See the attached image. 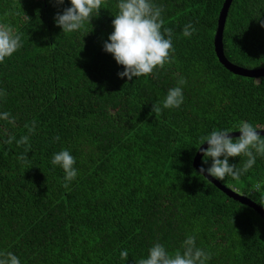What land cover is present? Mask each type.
<instances>
[{"label":"trees","instance_id":"16d2710c","mask_svg":"<svg viewBox=\"0 0 264 264\" xmlns=\"http://www.w3.org/2000/svg\"><path fill=\"white\" fill-rule=\"evenodd\" d=\"M152 2L172 29L173 62L129 80L103 47L119 0H102L99 15L71 33L55 23L70 0H0V24L22 41L0 62L7 93L0 113L15 117L14 125L0 119V253L12 252L20 264H136L154 243L171 254L195 236L211 253L206 264H264V218L191 164L200 137L213 130L242 121L264 128V76L235 73L218 60L213 36L223 0ZM258 16L264 20V0L231 1L222 33L229 61L264 65ZM188 23L196 31L184 37ZM180 78L183 103L152 112ZM33 121L30 134L25 124ZM8 136L12 143H2ZM22 136L31 145L24 161ZM65 149L77 170L68 187L51 163ZM228 159L241 167L246 157ZM211 162L201 154V167ZM218 181L264 208V156L239 179Z\"/></svg>","mask_w":264,"mask_h":264},{"label":"clouds","instance_id":"9594fccd","mask_svg":"<svg viewBox=\"0 0 264 264\" xmlns=\"http://www.w3.org/2000/svg\"><path fill=\"white\" fill-rule=\"evenodd\" d=\"M56 2L62 4L63 0ZM70 4L62 14L57 13L55 17V23L66 33L81 29L85 21L90 22L93 16H98L102 0H70ZM117 8L118 12L112 20L114 30L103 47L113 55L117 64L124 66V70L117 73L119 77L131 80L133 77L147 76L153 74L154 69H162L166 63L173 62L170 57V53L174 51L173 32L172 29L164 27L162 6H157L152 0H119ZM256 18L261 27H264V20H260L259 16ZM195 31L193 25L188 23L184 26L182 35L191 37ZM21 46L20 34L15 33L11 26L0 24V62L12 56ZM185 83L186 80L180 78L177 86L168 90L162 105L153 104L152 112L160 114L163 109L178 108L184 100L182 86ZM6 95V92L0 91V96ZM0 119L15 124V117L7 111L0 113ZM25 127L30 134L34 133L35 121L31 126L25 124ZM234 130L239 131L238 137L229 135ZM257 130L252 124L242 121L234 129H216L201 136L199 146L206 141L207 147L199 150L203 153L205 163L208 157L212 162L207 169L201 167L200 173L206 171L218 180H223L226 176L239 179L255 164L257 156H264V135ZM13 139L14 137L8 136L2 143L11 144ZM28 141L29 136H22L16 141L17 145H26L25 152L18 157L21 161L26 159V153L30 151L31 145ZM242 156L246 157V160L241 167L229 163V157ZM51 163L63 169L64 187H68V182L77 176V170L74 168L75 158L65 149L54 153ZM181 249L182 251L176 250L170 254L163 244L157 242L148 249L147 258L139 259L136 264H206V261L211 259V253L196 246L195 236H188L182 242ZM120 257L127 260V250H122ZM0 264H20V260L12 252H2Z\"/></svg>","mask_w":264,"mask_h":264},{"label":"water","instance_id":"95a60500","mask_svg":"<svg viewBox=\"0 0 264 264\" xmlns=\"http://www.w3.org/2000/svg\"><path fill=\"white\" fill-rule=\"evenodd\" d=\"M232 0H223L222 5L220 7L218 17H217V25L213 36V47L214 51L216 53V56L218 60L228 69L231 71L246 75V76H253V77H259L264 76V65L258 66V67H252L247 68L240 65H237L231 61H229L224 54L223 50V43H222V33L223 28L226 20L227 11L229 8V5ZM264 128H259L257 131H259L261 134L264 135V130H261ZM230 136H238L240 135L238 130H234L233 132L229 133ZM207 142L205 141L202 145H198L194 155L192 156L191 164L192 166L200 173L201 166L199 164V158L202 154V152L199 150L200 148H206ZM202 175L207 178L210 182H212L218 189L224 191L228 196L233 197L234 199L246 203L247 205L253 207L256 209L260 215L264 218V208L256 203L253 199H251L249 196L245 194L239 193L236 189H233L231 187L225 186L221 184L217 179L214 177H211L206 171L202 173Z\"/></svg>","mask_w":264,"mask_h":264}]
</instances>
